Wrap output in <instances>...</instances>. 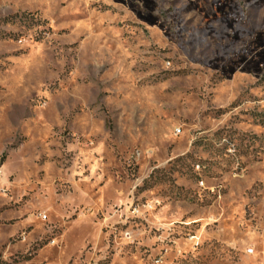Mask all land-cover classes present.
Returning <instances> with one entry per match:
<instances>
[{"label": "rangeland", "instance_id": "374dc122", "mask_svg": "<svg viewBox=\"0 0 264 264\" xmlns=\"http://www.w3.org/2000/svg\"><path fill=\"white\" fill-rule=\"evenodd\" d=\"M0 264H264V0H0Z\"/></svg>", "mask_w": 264, "mask_h": 264}]
</instances>
